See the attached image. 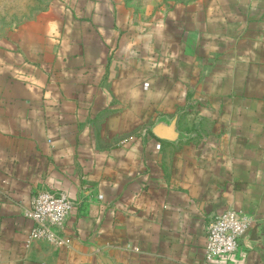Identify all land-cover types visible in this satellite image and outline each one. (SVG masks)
I'll use <instances>...</instances> for the list:
<instances>
[{"label": "crops", "instance_id": "1", "mask_svg": "<svg viewBox=\"0 0 264 264\" xmlns=\"http://www.w3.org/2000/svg\"><path fill=\"white\" fill-rule=\"evenodd\" d=\"M41 191L73 202L68 245L29 240ZM227 210L249 227L207 259ZM101 255L264 264V0H53L0 26V264Z\"/></svg>", "mask_w": 264, "mask_h": 264}, {"label": "built area", "instance_id": "2", "mask_svg": "<svg viewBox=\"0 0 264 264\" xmlns=\"http://www.w3.org/2000/svg\"><path fill=\"white\" fill-rule=\"evenodd\" d=\"M72 206L73 202L64 193H37L28 213L34 222L29 240H44L58 247L68 245L70 239L58 234L57 229L66 219ZM248 227L247 219L235 211L227 210L218 214L206 226V258L233 255L237 249L238 238Z\"/></svg>", "mask_w": 264, "mask_h": 264}, {"label": "rangeland", "instance_id": "3", "mask_svg": "<svg viewBox=\"0 0 264 264\" xmlns=\"http://www.w3.org/2000/svg\"><path fill=\"white\" fill-rule=\"evenodd\" d=\"M53 0H0V26L9 27L49 7Z\"/></svg>", "mask_w": 264, "mask_h": 264}, {"label": "water", "instance_id": "4", "mask_svg": "<svg viewBox=\"0 0 264 264\" xmlns=\"http://www.w3.org/2000/svg\"><path fill=\"white\" fill-rule=\"evenodd\" d=\"M153 133L157 137L166 138V137L163 136L164 135L163 131H160L157 127H155V129H153ZM171 137H172V135H171ZM100 259H101L102 264H113V262L111 261V259L108 258L105 255H101L100 256Z\"/></svg>", "mask_w": 264, "mask_h": 264}]
</instances>
